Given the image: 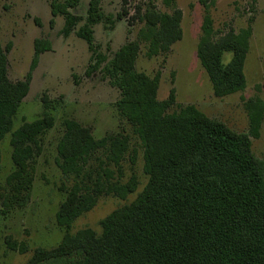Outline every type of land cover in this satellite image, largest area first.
<instances>
[{
  "label": "trees",
  "instance_id": "trees-1",
  "mask_svg": "<svg viewBox=\"0 0 264 264\" xmlns=\"http://www.w3.org/2000/svg\"><path fill=\"white\" fill-rule=\"evenodd\" d=\"M173 1L163 3L170 6ZM78 2L50 1L51 14L64 19V36L82 20L69 11ZM136 12L142 25L135 39L125 42L109 59L96 50L93 38V25L103 20L113 23L111 15H103L100 0H89L85 20L74 32L91 52L87 72L100 71L119 90L114 106L141 141L147 182L131 202L102 219L100 234L89 228L70 234L72 220L89 210L99 195L114 193L124 199L135 190L137 180L132 174L118 182L120 161L128 151L126 135L96 139L89 127L64 119L56 163L64 175L72 176L73 183L65 190L56 222L65 233L55 247L36 248L25 264H264V162L251 152L250 141L259 134L264 100L244 102L248 133L231 131L192 104L168 112L173 90L167 100L159 101L158 74L150 77L137 70L135 63L141 43L146 45V56L152 57L168 52L180 40L182 12L177 8L162 12L152 3L143 11L137 7ZM250 35V26L217 34L206 9L196 56L216 96L245 88ZM33 45L31 68L39 54L50 48V43L41 39H35ZM6 50L8 46L0 44V141L11 132L15 169L10 178L17 179L12 187L18 190L23 188L24 174L28 185L24 169L33 153L30 144L39 150L37 137L53 125V117L46 114L12 130L13 117L29 89L30 73L23 80L10 81ZM98 151L104 153V161L118 167V176L100 161L99 170L91 177L87 166ZM129 158L133 163L134 148ZM9 246L14 248V243ZM25 250L23 246L19 251Z\"/></svg>",
  "mask_w": 264,
  "mask_h": 264
},
{
  "label": "rangeland",
  "instance_id": "rangeland-1",
  "mask_svg": "<svg viewBox=\"0 0 264 264\" xmlns=\"http://www.w3.org/2000/svg\"><path fill=\"white\" fill-rule=\"evenodd\" d=\"M50 1L0 0V44L3 48L8 46L7 77L14 82L30 73L29 89L13 117L12 130L46 114L53 117V125L37 137L39 150L30 144L33 153L25 161L24 169L28 185L24 174L20 183L23 188L13 189L17 179L10 178L15 169L11 132L0 141V264H25L36 248L55 247L65 233L56 222V211L65 198V190L73 183L72 176L64 175L56 163V145L64 129V119L71 118L89 127L96 139L112 134L126 135L128 151L120 161L118 182H125L132 174L137 180L135 190L124 199L114 193L99 195L89 210L72 220L70 234L83 228L100 234L102 219L131 202L147 182L141 141L114 106L119 90L100 71L87 72L91 52L74 32L85 20L89 0H79L75 8L69 9L82 20L67 36L61 34L63 17L51 14ZM149 3L162 12L170 13L173 8L182 12L180 40L168 52L152 57L146 56V45L141 43L136 59L137 70L150 77L158 74L157 99L167 100L173 90L174 101L168 112L192 104L231 131L248 133L244 102L251 98L264 100V0H174L170 6L163 0H100L103 15H111L113 23L103 20L93 25L96 50L109 59L125 42L134 40L142 25L137 7L143 11ZM206 9L217 34L229 29L251 28L244 62L246 86L242 91L216 96L196 56ZM119 13L122 15L116 18ZM35 39L48 41L50 48L39 54L36 65L31 68ZM250 141L251 152L264 162V119L258 136L250 137ZM132 148L135 149L133 163L129 158ZM104 160L102 151L90 158L87 170L92 178L100 168V161L114 170L115 177L119 175L118 167ZM9 243H14V248ZM23 246L26 250L19 251Z\"/></svg>",
  "mask_w": 264,
  "mask_h": 264
}]
</instances>
